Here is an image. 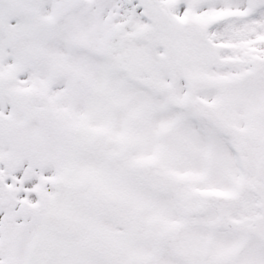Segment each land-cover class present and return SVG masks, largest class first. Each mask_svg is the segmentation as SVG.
Wrapping results in <instances>:
<instances>
[{"label":"snow or ice","instance_id":"obj_1","mask_svg":"<svg viewBox=\"0 0 264 264\" xmlns=\"http://www.w3.org/2000/svg\"><path fill=\"white\" fill-rule=\"evenodd\" d=\"M0 264H264V0H0Z\"/></svg>","mask_w":264,"mask_h":264}]
</instances>
